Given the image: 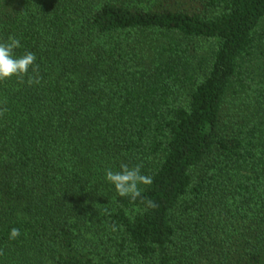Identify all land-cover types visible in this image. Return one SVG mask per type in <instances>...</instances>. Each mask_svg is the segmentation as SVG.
<instances>
[{
	"label": "trees",
	"instance_id": "16d2710c",
	"mask_svg": "<svg viewBox=\"0 0 264 264\" xmlns=\"http://www.w3.org/2000/svg\"><path fill=\"white\" fill-rule=\"evenodd\" d=\"M9 36L0 264H264V0H0Z\"/></svg>",
	"mask_w": 264,
	"mask_h": 264
},
{
	"label": "clouds",
	"instance_id": "9594fccd",
	"mask_svg": "<svg viewBox=\"0 0 264 264\" xmlns=\"http://www.w3.org/2000/svg\"><path fill=\"white\" fill-rule=\"evenodd\" d=\"M21 47L20 40L14 36H9L7 42H0V82L16 77L18 82L26 83L28 86L38 85L42 77L39 75V65L36 64L37 57L32 52H26L21 56L15 55V50ZM29 69L32 75H29ZM6 109L0 110V116L4 115ZM142 165L129 167L127 164H121L120 169L105 170L106 181L114 187L116 194L121 198H129L131 203L137 200L146 208L155 209L158 207L155 201L142 197V187L150 186L153 178L149 175L142 174ZM21 235L18 228L10 230L9 239L16 240ZM0 255H3L0 250Z\"/></svg>",
	"mask_w": 264,
	"mask_h": 264
}]
</instances>
